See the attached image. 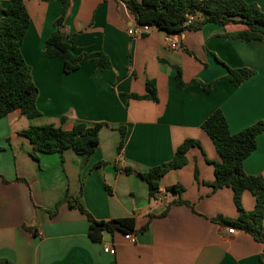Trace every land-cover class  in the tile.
<instances>
[{"label":"crops","instance_id":"1","mask_svg":"<svg viewBox=\"0 0 264 264\" xmlns=\"http://www.w3.org/2000/svg\"><path fill=\"white\" fill-rule=\"evenodd\" d=\"M9 1L0 0V17ZM70 1L66 31L77 35L72 52L82 60L77 71L66 74L63 60L43 55L62 3L25 0L31 24L21 53L39 90L41 116L28 119L15 112L0 120V264H264V244L213 221L235 220L239 211L232 189L208 185L219 157L201 128L216 110L233 135L264 121V43L229 39L246 29L241 24H206L174 36L179 49H171L166 34L155 28L144 37L128 33L137 27L129 0ZM245 1L264 12V0ZM101 55L109 67L97 65ZM176 67L184 88L177 85ZM229 68L256 74L235 87L227 79ZM194 80L213 84L211 92L190 84ZM148 81L156 85L158 102L128 98L147 95ZM77 123L104 125L89 158L72 150L32 157L23 131L47 125L71 130ZM186 140L201 148H192L187 165L162 178V201L151 200L138 173L170 162ZM127 168L135 172L128 174ZM243 169L264 179V133ZM173 185L184 188L181 198L194 211L174 205L162 217L167 204L178 199L165 192ZM67 194L78 197L96 220L134 218L136 230L148 228L135 234V243L119 232L95 242L87 217L60 203ZM242 205L254 211L255 198L245 192ZM104 247L115 254L104 253Z\"/></svg>","mask_w":264,"mask_h":264},{"label":"trees","instance_id":"2","mask_svg":"<svg viewBox=\"0 0 264 264\" xmlns=\"http://www.w3.org/2000/svg\"><path fill=\"white\" fill-rule=\"evenodd\" d=\"M58 1L62 3L61 16L54 23V32L46 41L43 55L63 60L64 72L70 74L79 69L82 58L72 52L76 47L77 35L70 36L65 26L71 1ZM127 5L135 16L137 26H150L168 36H179L185 31H199L206 24L221 26L241 24L246 29L228 35L229 39L264 43V12L256 4H248L245 0H142L141 3L129 0ZM187 15H193L198 20L186 25ZM30 24L25 0H10L3 11V16L0 17V120L15 112L28 119L41 116L37 107L39 90L33 82L31 67L21 53ZM96 63L99 67L110 66L104 55H101ZM176 69L177 85L184 88L186 84L182 80L181 70L177 67ZM255 74V71L249 68H229L227 79L233 86L239 87ZM190 84L201 87L207 94L211 92L213 86L198 80ZM146 88L147 95H129L128 98L158 102L155 83L148 81ZM103 126L101 123L93 126L77 123L71 130H64L61 127L47 125L30 127L23 131L22 135L31 142L33 147L31 155L35 159H38V154L63 155L67 150L89 158L100 145L99 132ZM201 128L212 140L219 157L218 162H212L215 180L208 185L215 191L223 188L232 189L233 200L239 211V216L235 220L217 218L213 221L219 222L229 230L250 234L257 242L264 244V179L261 176L248 175L243 169L244 161L257 149V139L264 133V121H259L233 135L224 114L216 110ZM192 148H201V145L195 140H186L177 147L170 162L154 167L147 173H138L148 184L151 200H159L161 181L167 173L187 165V154ZM125 172L129 174L135 171L127 168ZM198 176V171H195V179L198 180ZM165 192L178 196V199L167 204L162 217L166 216L170 207L174 205H185L194 211V205L181 198L184 192L182 186H170ZM245 192H249L255 198L256 208L252 212H247L243 208L242 196ZM62 202H66L71 209H77L87 217L90 222L89 236L95 242L101 241L104 233L137 234L148 228L145 226L136 230L134 218L96 220L85 210L78 197L73 198L69 194L60 203ZM52 214H56V211ZM27 230L32 232L31 229ZM263 259L264 255L260 257L261 262Z\"/></svg>","mask_w":264,"mask_h":264},{"label":"built area","instance_id":"3","mask_svg":"<svg viewBox=\"0 0 264 264\" xmlns=\"http://www.w3.org/2000/svg\"><path fill=\"white\" fill-rule=\"evenodd\" d=\"M196 20L195 16L193 15H187V22L186 25H190L192 22ZM150 26H137L136 28H132L128 31V33L135 37H144L148 35L151 32ZM166 42L169 44L171 49H179V44L174 36H168L166 35ZM160 201H162L161 198H159ZM230 232H234L235 230L230 229ZM125 239L129 243H135L136 242V236L135 234H126ZM104 253L114 255L115 251L111 247H104Z\"/></svg>","mask_w":264,"mask_h":264}]
</instances>
